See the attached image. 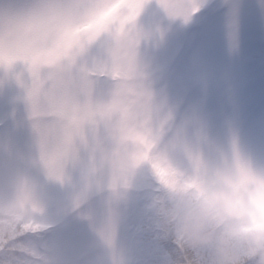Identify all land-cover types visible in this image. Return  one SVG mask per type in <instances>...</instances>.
<instances>
[{
    "label": "snow or ice",
    "instance_id": "snow-or-ice-1",
    "mask_svg": "<svg viewBox=\"0 0 264 264\" xmlns=\"http://www.w3.org/2000/svg\"><path fill=\"white\" fill-rule=\"evenodd\" d=\"M5 84L0 264H126L132 207L171 264L153 193L207 187L229 161L264 185V0H0Z\"/></svg>",
    "mask_w": 264,
    "mask_h": 264
},
{
    "label": "clouds",
    "instance_id": "clouds-1",
    "mask_svg": "<svg viewBox=\"0 0 264 264\" xmlns=\"http://www.w3.org/2000/svg\"><path fill=\"white\" fill-rule=\"evenodd\" d=\"M147 210L180 253L171 264H264V185L245 190L231 161L207 187L178 184L153 193ZM102 264H113L112 257Z\"/></svg>",
    "mask_w": 264,
    "mask_h": 264
},
{
    "label": "rangeland",
    "instance_id": "rangeland-1",
    "mask_svg": "<svg viewBox=\"0 0 264 264\" xmlns=\"http://www.w3.org/2000/svg\"><path fill=\"white\" fill-rule=\"evenodd\" d=\"M14 70L17 72L23 71V66L18 64L15 66ZM19 93L20 90L17 89L15 85L9 86L5 84L3 89L0 90V116H2L6 112L11 111L13 107L12 101ZM19 107L22 108V105H20ZM250 135L252 142L255 146L258 147L261 144H264V122L257 121ZM130 195L135 197L136 195L135 190H133V192L130 193ZM140 212H141L140 207L130 208L127 222L125 223V225L122 227L121 230L119 247L121 248L126 264H132L133 261L135 260L133 252L131 250L132 236L130 229H131V223L134 222L133 225V227H135L134 233L138 234L137 229L139 227L140 218H141ZM149 254L154 255L155 253H153L150 250ZM144 256H145L144 253L140 252L139 257L137 258L138 264H151V261L145 260ZM91 259L94 261V264H102V262L106 259V255L102 252V250L96 249Z\"/></svg>",
    "mask_w": 264,
    "mask_h": 264
},
{
    "label": "trees",
    "instance_id": "trees-1",
    "mask_svg": "<svg viewBox=\"0 0 264 264\" xmlns=\"http://www.w3.org/2000/svg\"><path fill=\"white\" fill-rule=\"evenodd\" d=\"M141 210V208H140ZM142 214V211H141ZM147 215L150 216V214L148 213ZM131 230H132V238H131V248H132V252L134 255L135 260L133 261L132 264H138L137 258L139 257L140 252L144 253V259L145 260H150L151 264H159L160 261V254L155 251V249L151 246H149L147 244V240L149 239L148 236H144L143 238L141 236H139L138 234H135V227H133L131 225ZM143 240V242H142ZM152 251L153 253H155L154 255L149 254V251Z\"/></svg>",
    "mask_w": 264,
    "mask_h": 264
}]
</instances>
